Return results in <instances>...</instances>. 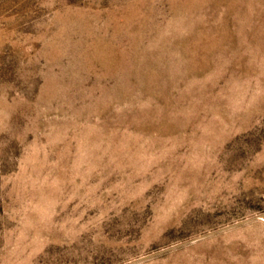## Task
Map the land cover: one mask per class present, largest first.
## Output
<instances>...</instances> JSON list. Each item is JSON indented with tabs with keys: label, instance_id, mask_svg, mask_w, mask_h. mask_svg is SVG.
<instances>
[{
	"label": "rangeland",
	"instance_id": "rangeland-1",
	"mask_svg": "<svg viewBox=\"0 0 264 264\" xmlns=\"http://www.w3.org/2000/svg\"><path fill=\"white\" fill-rule=\"evenodd\" d=\"M0 264H264V0H0Z\"/></svg>",
	"mask_w": 264,
	"mask_h": 264
}]
</instances>
